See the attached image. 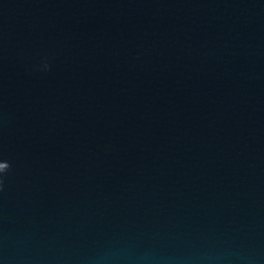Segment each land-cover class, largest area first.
<instances>
[{"label": "water", "instance_id": "95a60500", "mask_svg": "<svg viewBox=\"0 0 264 264\" xmlns=\"http://www.w3.org/2000/svg\"><path fill=\"white\" fill-rule=\"evenodd\" d=\"M0 264H264V0H0Z\"/></svg>", "mask_w": 264, "mask_h": 264}, {"label": "snow or ice", "instance_id": "6c2138e0", "mask_svg": "<svg viewBox=\"0 0 264 264\" xmlns=\"http://www.w3.org/2000/svg\"><path fill=\"white\" fill-rule=\"evenodd\" d=\"M6 169V165L3 160H0V174H2Z\"/></svg>", "mask_w": 264, "mask_h": 264}]
</instances>
